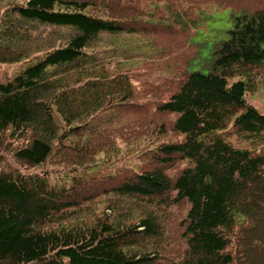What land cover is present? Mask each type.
<instances>
[{
  "label": "trees",
  "instance_id": "16d2710c",
  "mask_svg": "<svg viewBox=\"0 0 264 264\" xmlns=\"http://www.w3.org/2000/svg\"><path fill=\"white\" fill-rule=\"evenodd\" d=\"M15 63L0 264H264V0H0Z\"/></svg>",
  "mask_w": 264,
  "mask_h": 264
},
{
  "label": "rangeland",
  "instance_id": "374dc122",
  "mask_svg": "<svg viewBox=\"0 0 264 264\" xmlns=\"http://www.w3.org/2000/svg\"><path fill=\"white\" fill-rule=\"evenodd\" d=\"M219 16H226V11L224 12H219ZM217 24H219V22H213L211 23L210 26H216ZM145 38L143 36H138L135 35L133 38L129 39L131 41L137 40V41H142ZM132 44H128L126 46V48H129V50H134V54H136L135 56H133L132 58H137V53L138 51H141V49H146V47L143 48L142 44L137 43V42H131ZM1 68L0 70H6V72L12 73L13 71H15L20 64H1ZM247 98L248 100L253 103L261 112L264 113V68L263 70H261V74L259 75L258 79H257V86L254 89H251L247 92ZM170 137H175V134L173 132H170L169 134H167L166 136H163V138L165 139H170ZM235 140V137H232ZM129 164L134 165V166H139V164L141 162H143V158H131L127 161ZM55 175V174H54ZM103 207V203L100 204L99 208Z\"/></svg>",
  "mask_w": 264,
  "mask_h": 264
}]
</instances>
